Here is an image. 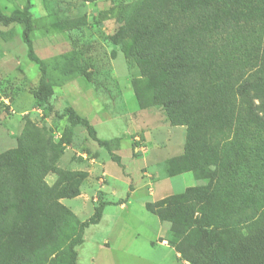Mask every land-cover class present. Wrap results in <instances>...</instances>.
Listing matches in <instances>:
<instances>
[{
	"label": "trees",
	"instance_id": "obj_1",
	"mask_svg": "<svg viewBox=\"0 0 264 264\" xmlns=\"http://www.w3.org/2000/svg\"><path fill=\"white\" fill-rule=\"evenodd\" d=\"M239 8L255 20L254 33L264 31V0H141L146 25L109 38L134 71L138 106L159 108L171 125L187 128L184 153L165 162L168 177L193 173L208 183L146 204L147 211L170 223L171 244L191 264H221L213 254L217 248L228 256L227 264H264V37L262 44L247 49L250 58L241 53L231 59L226 45L245 23ZM13 23L24 25L28 58L44 72L29 20L19 13H0V26ZM80 26L59 18L52 29L65 33ZM257 49L260 55L253 53ZM79 69L87 82L100 75L92 63ZM50 94L43 83L33 92L37 107L67 119L63 138L56 142L45 133L35 147L0 152V264H53L54 258L76 264L75 248L85 230L100 222L106 206L102 203L91 219L81 222L60 203L78 197L85 179L84 173L57 167L72 129L82 126L99 145L106 143L73 108L63 115L55 112ZM50 173L58 175L52 187L45 181ZM33 204L40 216L51 213L44 226L46 243L38 248L4 243V236L29 224ZM209 221L211 240L201 245L192 236L202 234L201 223Z\"/></svg>",
	"mask_w": 264,
	"mask_h": 264
},
{
	"label": "rangeland",
	"instance_id": "obj_2",
	"mask_svg": "<svg viewBox=\"0 0 264 264\" xmlns=\"http://www.w3.org/2000/svg\"><path fill=\"white\" fill-rule=\"evenodd\" d=\"M140 1L0 0V13H19L29 20L33 48L44 68L42 72L28 58L24 25L0 26V152L20 145L35 147L45 133L56 142L63 138L67 119L36 105L33 92L42 83L51 92L49 101L55 112L63 115L73 108L106 143L99 145L84 127L76 126L57 164L64 171L84 173L80 195L60 200L81 222L91 219L96 208L106 203L100 222L85 230L82 244L75 248L76 264H191L171 244L175 236H170V223L147 211L146 204L208 183L197 181L193 173L168 177L165 162L184 153L187 128L171 125L159 108L138 106L134 71L120 46L109 39L146 25ZM244 10H238L244 13L243 28L225 48L231 59L241 53L250 58L247 49L262 44L264 37L260 26L262 30L253 32L255 20ZM59 18L81 26L57 32L52 24ZM253 53L260 55V50ZM89 63L100 73L94 83L79 72ZM57 180L54 173L45 178L50 187ZM29 216V224L14 236H4V243L30 248L46 243L44 226L51 213L40 216L33 204ZM208 228H212L210 221L209 225L201 223L203 233L192 238L207 245L211 240ZM213 254L227 264L228 256L219 248ZM53 264L60 263L54 258Z\"/></svg>",
	"mask_w": 264,
	"mask_h": 264
},
{
	"label": "crops",
	"instance_id": "obj_3",
	"mask_svg": "<svg viewBox=\"0 0 264 264\" xmlns=\"http://www.w3.org/2000/svg\"><path fill=\"white\" fill-rule=\"evenodd\" d=\"M160 236H163L162 232L160 233Z\"/></svg>",
	"mask_w": 264,
	"mask_h": 264
}]
</instances>
